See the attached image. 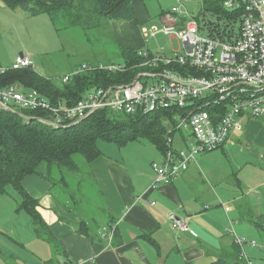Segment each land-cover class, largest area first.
I'll list each match as a JSON object with an SVG mask.
<instances>
[{
	"label": "crops",
	"instance_id": "obj_1",
	"mask_svg": "<svg viewBox=\"0 0 264 264\" xmlns=\"http://www.w3.org/2000/svg\"><path fill=\"white\" fill-rule=\"evenodd\" d=\"M139 1L142 0L134 1L133 10ZM169 11V8L162 9L159 23L152 24L149 29L144 25L135 27L129 22L121 24L125 32L118 38L131 50H146L151 55L173 58L177 53L167 56L143 47L149 38H153L151 30L161 28L162 18ZM143 15L144 12L138 22L145 21ZM16 20L32 21L29 23L37 33L48 35L54 28L47 15L32 17L19 9L13 11L0 0V31H5L7 21L14 30L12 21ZM1 39L0 70H6L14 65L19 53L5 51ZM20 53L31 58L38 72L40 67L36 66L34 52ZM73 65L74 62L69 63L67 72L61 77L80 68ZM238 126L232 132L241 130ZM225 143L218 149H223ZM210 159L200 156L187 171L160 190L150 189L154 176L138 168L135 162L120 158H98L87 163L85 178L80 169L71 173L57 168L58 173L54 174L40 165V174L25 177L22 187L38 202L36 209L45 223L44 236L36 230L32 234L25 233V228L12 220L15 218L5 215L6 206H10L5 198L16 205V216L24 213L17 211L21 199L16 191L10 190L8 195L0 196V237L14 247H0V264H60L63 261L77 264H210L219 257L247 264V259L240 255L242 249L235 243L231 228L238 237L264 246V230L253 223V220L264 218V176L258 182L250 183L248 174L253 176L254 168L245 173L239 171L241 177L233 168L232 171L217 168ZM72 180L76 183L72 184ZM92 180L102 203L91 204L89 210L88 205L76 196L83 198L80 191L82 188L87 191L89 186L92 188ZM58 187L65 199L57 193ZM243 191H247L248 196ZM151 202L156 205L151 206ZM172 214L185 221L193 234L174 229L169 219ZM105 228L109 232H104ZM244 251L252 264H264V248L246 245Z\"/></svg>",
	"mask_w": 264,
	"mask_h": 264
},
{
	"label": "built area",
	"instance_id": "obj_2",
	"mask_svg": "<svg viewBox=\"0 0 264 264\" xmlns=\"http://www.w3.org/2000/svg\"><path fill=\"white\" fill-rule=\"evenodd\" d=\"M191 1L177 0V5L162 18L161 28L152 29L150 33L152 37L162 33L177 38L183 45L182 53L165 58L151 55L146 50L138 51V55L145 59L140 66L143 72L130 83L93 88L73 106L62 102L54 104L37 91L22 92L20 86H9L0 89V109L14 112V107H19L46 113V117L33 118L54 128L78 124L102 110L133 115L170 109L175 113L173 121L176 123L169 131L171 136L166 141L163 161L151 164L154 179L150 189L160 190L169 186L197 162L199 155L220 148L230 133L239 128L240 116L264 118V0L225 2L228 9L246 4L240 36L232 42L204 34L197 16L187 8L186 4ZM33 65L31 58L24 55L16 59L11 69ZM178 68L188 72L177 71ZM96 70L123 73L127 68L124 64H85L61 77V82L69 84L76 76ZM142 77L155 78L156 81L142 83ZM200 98H206L201 106L195 102ZM180 134L181 139L178 138ZM191 138L195 141L193 145H189ZM176 141L184 143L185 149L176 147ZM150 204L156 205L154 202ZM169 219L174 229L193 234L185 221L173 214ZM114 229L115 226L111 232ZM103 231L109 232L108 228ZM231 231L235 243L242 249L240 255L247 259V264H252L244 247L250 245L263 249L264 246L238 237L233 228ZM60 264L77 263L63 261Z\"/></svg>",
	"mask_w": 264,
	"mask_h": 264
},
{
	"label": "trees",
	"instance_id": "obj_3",
	"mask_svg": "<svg viewBox=\"0 0 264 264\" xmlns=\"http://www.w3.org/2000/svg\"><path fill=\"white\" fill-rule=\"evenodd\" d=\"M6 7L17 9L36 17L47 15L57 31L60 26H83L88 21L107 20L133 21L135 14L133 3L136 0H1ZM201 11L197 15L200 28L211 38H219L232 42L239 38L246 4L238 8L228 9V0H201ZM193 14V13H192ZM58 27V28H57ZM122 57L127 70L123 73L93 71L73 78L69 84H56L51 79L41 76L33 66L20 69H7L0 73V89L19 84L22 92L37 91L52 103H64L73 106L91 89L116 86L130 83L145 61L138 51L124 49ZM16 61V60H15ZM15 64V63H14ZM13 67V66H12ZM162 67H164L162 65ZM177 71L188 72L184 68ZM206 98L195 102L201 106ZM211 111V109H206ZM120 115V117H114ZM175 113L160 110L149 114L133 115L117 114L108 110L98 111L78 124L67 128H54L42 124L33 117H46V113L33 112L19 107L13 111L0 109V196L16 191L21 199L18 213L24 212L36 226V233L44 236L45 223L37 211L38 202L32 199L22 187L25 177L38 172V166L47 164L50 168H58L77 173L74 162L76 155L82 156L87 163L98 159L102 152L99 142L116 144L124 147L128 143L146 138L151 141L164 157L167 149L169 131L175 126ZM27 120V119H29ZM181 139V134L178 135ZM186 140V138L184 137ZM183 140V141H185ZM185 149V144L180 147ZM182 145V144H181ZM163 161V160H162ZM158 161V162H162ZM155 162V161H154ZM153 163V162H152ZM256 227L264 230V218L253 220ZM84 226V225H83ZM210 264H243L231 262L219 257Z\"/></svg>",
	"mask_w": 264,
	"mask_h": 264
},
{
	"label": "rangeland",
	"instance_id": "obj_4",
	"mask_svg": "<svg viewBox=\"0 0 264 264\" xmlns=\"http://www.w3.org/2000/svg\"><path fill=\"white\" fill-rule=\"evenodd\" d=\"M200 3L201 0H192L186 5L190 12L197 16L201 11ZM175 5H177V0H142L134 4L135 20L133 21H110L102 18L100 25L97 26L96 20H87L85 27L60 26L59 31L54 27L49 31L51 35L44 34L46 32L37 33L34 31V28L32 30V26L29 23L32 21H12L16 27L14 30L12 24H9V21H7L5 31H0V37L5 45L4 50L9 51V53L18 52L20 54V51L24 53L34 52L35 58H37L35 61L36 66L40 67L38 70L40 75L51 79L56 84H60V77L63 73L67 72L66 66L71 62H74L73 67H81L85 64L109 65L112 63H124L122 51L131 48H127L128 46L121 38H118V35L125 32L121 29L123 26L121 24L129 22L135 27L139 28L144 25V27L149 29L152 24L159 23L162 9H171ZM143 12L145 21L138 22ZM43 18L47 20V17ZM29 20L33 19L30 18ZM52 46L54 47L49 49ZM143 47L154 53H165L167 56H170L172 54L174 55V52L181 54L183 45L177 38L172 39V37H167L159 33L156 38H149ZM141 81L142 83L152 84L156 79L142 77ZM10 86L19 87L20 85ZM114 117H120V115ZM238 124L241 126V130L231 133V137L229 136L231 140H229L227 144L225 143L223 148L224 151L223 149L214 150L209 153L201 154L198 158L200 156L211 158V162H215L217 168H225L230 171H232L233 168L238 172L237 175L240 174L239 176L241 177H243V175L239 171L243 170L245 173L250 168H254L253 176L248 174V178L250 183H255L259 181L261 176H264V118L247 119L239 117ZM194 143V139L191 138L189 145H193ZM178 145L180 147L184 146L183 144ZM98 146L102 152V155L99 157L100 160H107V158L110 157L112 159L120 158L124 161L135 162L138 168L145 172H149L151 176H154L151 162L153 160L160 161L162 157L156 146L146 138L128 143L124 147L104 142H99ZM74 162L78 169L81 170L83 178H85L88 172L85 159L80 155H76L74 157ZM41 168L47 170V172L53 171L54 174L58 173L57 168L54 167L53 170L47 164H43ZM71 183L73 184L76 182L72 180ZM92 185L93 187L91 188V186H89L87 191L81 187L80 194L83 198L76 196L78 200L81 199L82 203L88 205L87 208L89 210L91 204L95 203L99 205L102 203V199L95 187L94 180H92ZM60 188L58 187V194H60ZM72 188L76 189L75 186H72ZM243 192L245 196H248L247 191ZM249 196L250 198L255 197V195ZM61 198L65 199L66 196L64 197L61 195ZM5 200H7L10 205L6 206L5 209L7 218L9 216L15 218L11 219L13 221L16 220L19 227L23 226L25 228V233H34L36 226L33 220L25 213H22L21 216H16L14 214L16 209L14 202L8 198H5ZM29 240L33 241L30 237ZM257 243L258 245H263L262 243ZM4 245L14 248L8 240H2L0 237V247Z\"/></svg>",
	"mask_w": 264,
	"mask_h": 264
},
{
	"label": "water",
	"instance_id": "obj_5",
	"mask_svg": "<svg viewBox=\"0 0 264 264\" xmlns=\"http://www.w3.org/2000/svg\"><path fill=\"white\" fill-rule=\"evenodd\" d=\"M19 56H20V57H21V56H24V54H23V53H20Z\"/></svg>",
	"mask_w": 264,
	"mask_h": 264
},
{
	"label": "bare ground",
	"instance_id": "obj_6",
	"mask_svg": "<svg viewBox=\"0 0 264 264\" xmlns=\"http://www.w3.org/2000/svg\"><path fill=\"white\" fill-rule=\"evenodd\" d=\"M29 121H31V120H29Z\"/></svg>",
	"mask_w": 264,
	"mask_h": 264
}]
</instances>
